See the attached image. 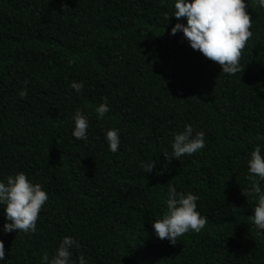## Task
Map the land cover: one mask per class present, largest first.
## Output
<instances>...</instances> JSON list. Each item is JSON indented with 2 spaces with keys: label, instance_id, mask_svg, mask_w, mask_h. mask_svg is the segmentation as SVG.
Returning a JSON list of instances; mask_svg holds the SVG:
<instances>
[{
  "label": "trees",
  "instance_id": "16d2710c",
  "mask_svg": "<svg viewBox=\"0 0 264 264\" xmlns=\"http://www.w3.org/2000/svg\"><path fill=\"white\" fill-rule=\"evenodd\" d=\"M172 3L0 0V179L23 171L49 195L34 233H4L0 206V264H43L65 235L88 264H264L246 179L251 150H264V8L246 0L252 36L229 75L171 34ZM72 81L84 82L80 94ZM103 97L110 110L97 119ZM77 108L90 120L86 142L72 137ZM185 124L206 142L179 160L171 140ZM113 127L115 153L104 138ZM149 160L145 173L139 162ZM168 184L197 194L206 217L175 245L152 227Z\"/></svg>",
  "mask_w": 264,
  "mask_h": 264
},
{
  "label": "clouds",
  "instance_id": "9594fccd",
  "mask_svg": "<svg viewBox=\"0 0 264 264\" xmlns=\"http://www.w3.org/2000/svg\"><path fill=\"white\" fill-rule=\"evenodd\" d=\"M256 6L264 8V0H256ZM172 8L174 11L171 15L167 11L163 13V19L166 21L172 16L177 18L171 28V34L182 31L190 47L221 65L223 73L234 75L241 71L242 50L252 36V19L246 10V0H173ZM180 18H185L186 23ZM71 87L80 94L84 82L72 81ZM18 95L21 98L26 97L27 88L20 89ZM109 110L108 98L103 97L102 102L95 108L97 119L103 118ZM72 120V137L76 141L86 142L89 139L88 116L77 108ZM104 138L108 149L113 153L117 152L121 142L120 129H107ZM205 142L206 132L203 129L197 130L192 124H185L183 130L173 133L171 157L180 160L182 156H192L205 147ZM162 152L168 159V152ZM155 163L152 160L141 161L139 167L149 173ZM247 168V195L255 201L253 214L250 216L251 223L257 231H264V150L260 144L251 150ZM242 190L245 194V190ZM48 200V192L42 184L31 180L23 171L0 179V206L4 207L5 216L2 231L36 232L39 213ZM198 200L197 194L178 190L176 185L168 184L164 210L152 220L155 235L175 245L178 237L185 233L200 232L206 224V217L198 208ZM80 247L78 239L65 235L60 239L54 254L49 256L45 253L41 259L43 264H88L82 253L73 259L74 250ZM4 260L5 247L0 239V262Z\"/></svg>",
  "mask_w": 264,
  "mask_h": 264
}]
</instances>
